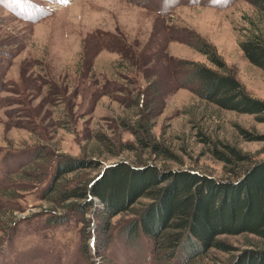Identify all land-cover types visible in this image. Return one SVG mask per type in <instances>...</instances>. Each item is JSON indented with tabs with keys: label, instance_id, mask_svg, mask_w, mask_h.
I'll return each instance as SVG.
<instances>
[{
	"label": "rangeland",
	"instance_id": "1",
	"mask_svg": "<svg viewBox=\"0 0 264 264\" xmlns=\"http://www.w3.org/2000/svg\"><path fill=\"white\" fill-rule=\"evenodd\" d=\"M258 16L249 0H0V264H224L250 248L256 237L223 235L230 253L166 259L144 234L128 241L133 212L111 218L103 246L102 203L83 216L43 194L67 157L102 162L68 175L72 186L123 160L224 180L212 143L264 159V122L202 101L180 86L179 67L181 60L213 66L196 48L202 39L264 100V69L239 45ZM145 118L151 141L172 159L126 149L137 138L124 124L137 128ZM241 128L259 139L247 140ZM41 148L48 153L37 158ZM148 202L140 199L135 212Z\"/></svg>",
	"mask_w": 264,
	"mask_h": 264
},
{
	"label": "trees",
	"instance_id": "2",
	"mask_svg": "<svg viewBox=\"0 0 264 264\" xmlns=\"http://www.w3.org/2000/svg\"><path fill=\"white\" fill-rule=\"evenodd\" d=\"M249 2L256 7L259 16L249 18V26L239 45L253 64L264 69V0ZM196 48L213 66L179 61L180 70L184 69L180 86L189 87L202 101L253 114L264 122V100L246 90L213 45L199 39ZM139 105L144 111L149 108L145 99L142 104L138 102ZM142 120L137 128L124 124L137 138V146L129 144L126 149L132 152L149 149L155 155L164 156V160L172 159L174 156L167 147L151 141L153 125L146 118ZM240 131L247 140L260 137L242 128ZM98 137L109 145L104 135ZM211 151L224 162L228 178L215 180L195 171L159 170L123 160L106 165L103 173L95 178L72 186L64 183L68 175L82 169H98L102 162L67 157L57 165L43 199L53 204L68 203L64 206L83 216L96 207V201L102 203L103 246L110 241L111 218L133 212L136 218L125 228L128 241L133 242L144 234L152 242V251L166 259L176 258L180 251L186 260L191 256L200 257L198 255L212 248L230 253L235 248L220 237L247 234L257 240H248L247 245L251 247L224 264H264V159H256L253 154L228 143L221 147L212 143ZM47 153L44 148L37 158ZM140 199L149 202L135 212L133 207Z\"/></svg>",
	"mask_w": 264,
	"mask_h": 264
}]
</instances>
